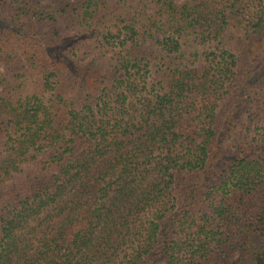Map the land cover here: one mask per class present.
I'll list each match as a JSON object with an SVG mask.
<instances>
[{
    "label": "trees",
    "instance_id": "obj_1",
    "mask_svg": "<svg viewBox=\"0 0 264 264\" xmlns=\"http://www.w3.org/2000/svg\"><path fill=\"white\" fill-rule=\"evenodd\" d=\"M55 2L0 0V264H264V0Z\"/></svg>",
    "mask_w": 264,
    "mask_h": 264
},
{
    "label": "rangeland",
    "instance_id": "obj_2",
    "mask_svg": "<svg viewBox=\"0 0 264 264\" xmlns=\"http://www.w3.org/2000/svg\"><path fill=\"white\" fill-rule=\"evenodd\" d=\"M69 2H73L75 0H67ZM185 0H175V3L177 5H182L184 3ZM27 2L30 4V5H33V6H41V7H46V6H53V7H56V2L55 0H27ZM40 30L41 31H47V29L45 27H40ZM61 64L58 65V67H60ZM238 257V253L237 252H234L233 253V259H236Z\"/></svg>",
    "mask_w": 264,
    "mask_h": 264
}]
</instances>
